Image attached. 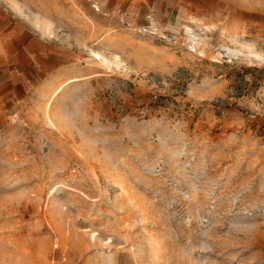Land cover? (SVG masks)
<instances>
[{
	"label": "rangeland",
	"instance_id": "1",
	"mask_svg": "<svg viewBox=\"0 0 264 264\" xmlns=\"http://www.w3.org/2000/svg\"><path fill=\"white\" fill-rule=\"evenodd\" d=\"M0 264H264V0H0Z\"/></svg>",
	"mask_w": 264,
	"mask_h": 264
}]
</instances>
